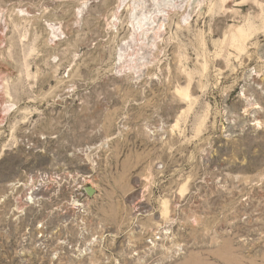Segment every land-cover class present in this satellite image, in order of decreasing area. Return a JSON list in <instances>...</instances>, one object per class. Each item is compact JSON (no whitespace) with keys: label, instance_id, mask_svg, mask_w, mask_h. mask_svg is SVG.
I'll return each instance as SVG.
<instances>
[{"label":"rangeland","instance_id":"374dc122","mask_svg":"<svg viewBox=\"0 0 264 264\" xmlns=\"http://www.w3.org/2000/svg\"><path fill=\"white\" fill-rule=\"evenodd\" d=\"M200 1L0 0V264H264V122L240 99L264 120V27ZM246 22L245 53L215 56Z\"/></svg>","mask_w":264,"mask_h":264},{"label":"bare ground","instance_id":"6f19581e","mask_svg":"<svg viewBox=\"0 0 264 264\" xmlns=\"http://www.w3.org/2000/svg\"><path fill=\"white\" fill-rule=\"evenodd\" d=\"M200 1V0H199ZM212 1V0H211ZM220 1V7H221V9L223 8V10L225 11L226 9H228L226 6H224V3L227 1V0H219ZM231 1V0H230ZM237 1V0H236ZM235 1V2H236ZM201 2V1H200ZM200 2H198V0H197V5H200ZM204 2V1H203ZM229 2V1H228ZM241 2H242V4H250V5H256L258 8H259V11H257V13H256V15H257V17L259 16V18L261 19V21H262V26L264 27V9H263V0H241ZM120 3V2H119ZM122 3V2H121ZM217 3V2H216ZM206 4V3H205ZM211 4H212V2H210V4H209V8H208V10H212V7H211ZM218 4H219V2H218ZM120 5V4H119ZM118 4H117V7L119 6ZM227 5V4H226ZM140 6H142V4H140ZM215 6V5H214ZM216 6H218L217 4H216ZM215 6V7H216ZM187 7H188V5L186 6V4H185V6L183 7V6H180L179 7V9L178 10H180L181 12V14H180V17L182 18V24H183V22L185 23L184 25L186 26V22H187V19H188V16H189V12H187ZM198 7V6H197ZM219 7V6H218ZM218 7H217V10H218ZM232 7V6H231ZM78 8V7H77ZM207 8H206V10H207ZM133 9H135V8H133ZM175 7H174V5H170V8L168 7L167 8V11L165 12V13H163L162 14V12H160V10L159 9H157L156 10V13H155V11L153 12V13H155V14H153V13H151V14H149V15H147L145 12H142L139 16H137V17H134V20L132 21V23H131V27H132V32H133V35H134V33L135 34H137V35H141V36H143V35H145L146 34V31L144 30V24L147 22V20L149 21H151V22H155V18H160V17H166L167 18V16L169 17V14H171L172 12H174L175 11ZM182 9V10H181ZM200 9H201V5H200ZM215 10H216V8H214ZM213 9V10H214ZM257 9V8H256ZM79 10V9H78ZM216 10V12H219V11H217ZM229 10V9H228ZM230 10H231V8H230ZM2 11L3 10H1L0 11V15H1V13H2ZM15 15L19 18V19H23V16H25V14H27L26 12H25V9L24 8H15ZM209 11V12H210ZM232 11V10H231ZM230 11V12H231ZM78 12V11H77ZM179 12V11H178ZM215 13V12H214ZM224 14V13H223ZM222 14V15H223ZM191 15V14H190ZM215 15H216V13H215ZM226 15H228V13L226 14ZM225 15V16H226ZM253 16H255V15H253ZM112 17L113 18H115V20L114 19H112V25L113 26H116V24H117V22H116V19L118 20V16L116 15V12H114L113 14H112ZM217 17V16H216ZM220 17V16H219ZM256 17V16H255ZM242 19L244 20V17H242ZM242 20V21H243ZM247 20V19H246ZM256 20V19H255ZM248 21V20H247ZM187 23H189V22H187ZM258 24V23H257ZM235 25L236 26H234L232 29H229L228 31H227V33H225L224 34V38L222 39V41H220V42H223L224 44V46L222 47V49H220V50H216L215 51V56H223L224 58H227V57H229L230 55H233V52L232 51H234L236 54H235V57H239V55H241V53L242 52H244V50H246L245 49V42H246V40L254 33V31L256 30L257 31V25H256V27H254V25L253 24H250V23H248V22H246L245 24H242V25H237L236 23H235ZM162 26H165V24L163 23V22H160L158 25H157V29H156V31H154V35L156 36V37H159L158 36V32H159V29L162 27ZM48 27L50 28V30H49V32H50V34L52 35L51 37H55V34H54V32H53V29H54V27L52 26V25H50V24H48ZM178 27H180L181 28V24L179 23L178 24ZM165 29V28H164ZM264 30V29H263ZM264 34V33H263ZM57 35V34H56ZM195 35V34H194ZM202 35V34H201ZM29 33L25 30L24 31V33H23V35H22V37H21V40H23V41H27L28 39H29ZM197 36V35H196ZM196 36H195V38H196ZM200 36V35H199ZM202 36H204V35H202ZM50 37V38H51ZM205 37V36H204ZM201 38H203V37H201ZM52 39V38H51ZM50 39V40H51ZM48 40H49V38H48ZM137 40H139V38L137 39ZM201 40V39H200ZM206 40V39H205ZM249 40V39H248ZM196 41V40H195ZM203 41H204V39H203ZM217 42H218V39L216 40ZM153 42H154V40H153ZM196 42H199V41H196ZM206 42V41H205ZM217 42H215L216 43V45H217ZM141 42H139V44H140ZM201 43V42H200ZM215 43H214V45H215ZM203 45V44H202ZM207 45V44H206ZM32 47V46H31ZM216 47V46H215ZM220 48V47H219ZM32 49H34V48H32ZM217 49V48H216ZM30 50V49H29ZM199 50V49H198ZM204 50V49H203ZM215 50V49H214ZM232 50V51H231ZM223 51V52H222ZM32 52V51H31ZM222 52V53H221ZM199 53V52H198ZM245 53V52H244ZM203 55H204V53H202ZM243 54V53H242ZM136 55V54H135ZM119 57H120V55H118ZM128 56V61H133L135 58H133L132 56V54H128L127 55ZM205 56V55H204ZM213 56V55H212ZM241 57V56H240ZM24 58H26V57H24ZM121 58V57H120ZM133 58V59H132ZM204 58V57H203ZM218 58V57H217ZM220 59V58H219ZM25 60V59H24ZM127 60V59H126ZM181 60V59H180ZM204 61H205V58H204ZM131 62H129V63H131ZM179 62V61H178ZM223 63V62H222ZM229 63H230V61H229ZM28 64V63H27ZM179 64V63H178ZM182 64V63H181ZM200 64V63H199ZM225 64H226V62H225ZM129 65V64H128ZM25 66H26V64H25ZM132 67H134L135 68V64H133V65H131ZM181 65H179L178 66V68L180 67ZM195 66V65H194ZM224 66H226V65H224ZM228 66V65H227ZM230 66V65H229ZM185 67V66H184ZM206 67H208V65L206 66V62H204V63H202L201 64V68H200V71H202V73H204V71H205V69H207ZM25 68V67H24ZM189 68V67H188ZM198 68V67H197ZM234 68V67H233ZM28 69H29V67H28ZM128 69V68H127ZM199 70V69H198ZM27 71H29V70H27ZM179 71H181V69L179 70ZM178 71V72H179ZM25 72H26V70H25ZM237 72V71H236ZM180 73V72H179ZM181 74V73H180ZM179 74V75H180ZM205 74V73H204ZM219 74V73H218ZM252 74V73H251ZM256 74V73H255ZM260 74V73H259ZM200 75V74H199ZM203 76V75H202ZM205 76V75H204ZM255 78H256V76L255 75H253ZM258 76V75H257ZM28 77V76H27ZM185 77H186V84L185 85H183V86H179V85H177L175 88H174V92L182 99V100H190V97H191V92L189 91V89H192L190 86H191V84H192V81H193V73H191L190 71H185ZM262 77V76H261ZM260 77V78H261ZM194 78H195V76H194ZM201 77H199V79H200ZM259 78V79H260ZM154 79V78H153ZM254 79V78H253ZM258 79V78H257ZM201 80V79H200ZM256 81V80H255ZM197 82V81H196ZM199 84H200V82H199ZM202 84V83H201ZM203 85V84H202ZM199 87V86H198ZM202 86H200L199 88H201ZM247 89H248V87H246ZM245 89V88H244ZM244 89H241V90H243V91H241V93H240V99H242V100H244V107L242 108V110H243V112H248L250 109H256V108H259V109H262V106L259 104V101L257 102V101H254L253 102V100L251 99V94L250 93H248V90L246 89V90H244ZM263 90V89H262ZM249 91H251V90H249ZM253 96V95H252ZM258 96V95H257ZM225 98V97H224ZM192 99V98H191ZM255 100H257V99H255ZM194 101H195V99H194ZM243 102V101H242ZM260 102H261V99H260ZM188 103H189V101H188ZM254 104H256L255 106H254ZM14 105V103H11L10 105H8V108L6 109V110H10V106H13ZM207 107V106H206ZM190 109V104H188V106H187V108L185 109V110H183V112H186V111H188ZM259 109H257L258 111H259ZM251 110V111H252ZM256 111V110H255ZM257 111V115H256V113H255V117H254V119H253V121H254V125H256V126H261V125H263V122H264V120H261L262 118H261V113H260V111L258 112ZM263 111V110H262ZM7 112V111H6ZM208 113V112H207ZM242 115V114H241ZM263 116V115H262ZM261 118V119H260ZM178 120H179V117H177L176 118V120H175V122H174V124H172V127L174 128V127H177L178 126ZM205 120V119H204ZM201 124H199L198 125V128H199V126H200ZM196 127V126H195ZM200 129V128H199ZM88 148H90V147H88ZM90 181V180H89ZM187 181V180H186ZM92 186L95 188V186H94V184H92ZM92 188V187H91ZM179 189H178V191H179V193H182V192H184V190H185V183L183 182L182 184L180 183V185H179V187H178ZM160 205H161V209H160V217H161V219L163 218V219H166L167 220V218H169V213H170V210L168 209V198H162L161 199V201H160V203H159ZM169 220H171V219H169ZM168 233V232H167ZM85 250V249H84Z\"/></svg>","mask_w":264,"mask_h":264},{"label":"water","instance_id":"95a60500","mask_svg":"<svg viewBox=\"0 0 264 264\" xmlns=\"http://www.w3.org/2000/svg\"><path fill=\"white\" fill-rule=\"evenodd\" d=\"M85 191L90 194L93 192V189L91 187H85Z\"/></svg>","mask_w":264,"mask_h":264}]
</instances>
